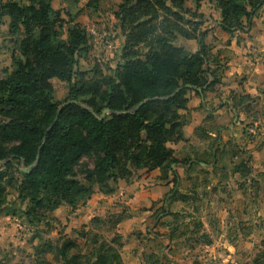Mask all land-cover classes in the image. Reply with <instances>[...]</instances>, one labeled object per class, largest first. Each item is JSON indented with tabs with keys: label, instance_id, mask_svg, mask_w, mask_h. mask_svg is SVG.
I'll return each instance as SVG.
<instances>
[{
	"label": "trees",
	"instance_id": "1",
	"mask_svg": "<svg viewBox=\"0 0 264 264\" xmlns=\"http://www.w3.org/2000/svg\"><path fill=\"white\" fill-rule=\"evenodd\" d=\"M29 1L0 2V22L8 16L9 33L18 37L13 67L4 69L0 77V162L6 161L0 166V206L9 204L7 170L29 168V172L20 168L18 186V198L26 208L9 210L21 211L32 223L34 215L36 219L63 204L73 208L86 204L96 186L112 194L120 180L129 181L139 170L167 173L177 162L172 144L187 140V93L201 96L184 86L204 88V95L214 92L226 66L219 54L211 52L205 33L189 32L181 24L187 0H124L116 12L126 33L124 63L117 66L115 76L97 70L87 79L78 70L80 60L92 50L86 28L72 17L66 20L52 0ZM215 1L221 26L231 34L249 27L264 5V0ZM87 5L98 9L99 0ZM68 23L72 25L66 29ZM178 34L197 40L198 50L190 52L175 44ZM54 78L70 85L66 106L55 100ZM107 108L111 112L99 119ZM116 237L99 243L93 236V243L99 244L89 262L124 264L123 242ZM74 246L71 240L64 243V259Z\"/></svg>",
	"mask_w": 264,
	"mask_h": 264
},
{
	"label": "rangeland",
	"instance_id": "2",
	"mask_svg": "<svg viewBox=\"0 0 264 264\" xmlns=\"http://www.w3.org/2000/svg\"><path fill=\"white\" fill-rule=\"evenodd\" d=\"M5 1L8 0H0ZM17 1L22 4L30 3L29 0ZM89 1L52 0V6L60 9L66 20L72 17L87 30L92 50L86 58L80 60L78 70L87 79L93 78L97 70L103 75L115 76L117 66L124 63L126 33L116 17L124 0H99L98 9L90 8L87 5ZM182 15L184 20L181 24L189 32L198 30L199 34L205 33V42L210 50L219 49L218 54L221 53L224 57L231 54V49L226 47L227 44L230 45L231 39L236 36L238 39L242 38L240 31L229 34L223 30L220 25L221 12L215 0H187ZM9 24L10 18L3 16L0 22V77L4 76V69L13 67L12 54L17 46L18 37L9 33ZM70 25L72 24L68 23L66 29ZM175 44L184 46L190 52L199 48L197 40L187 39L179 34ZM142 50L146 51L144 47ZM52 83L55 100L62 105L68 102L69 83L57 78ZM217 88L216 94L206 93L204 109L206 106H213L216 97L219 98V106L221 97L228 94L222 87L219 90ZM187 94L192 106L188 111V121H191L193 112L199 109L200 96L192 91ZM207 98L212 99L206 101ZM215 111L216 107L207 113L197 127L199 129L196 133L200 131L205 134V139L191 134L186 143L179 144V147L172 144L174 149L177 147V162L165 171L167 173L160 170V176L157 177L158 179L168 174L172 178L173 185L169 195L153 202L150 208L139 209V213H144L145 218L142 229L135 228V224L139 223H134L126 230L132 232L130 237L134 235L141 242L138 252L144 264H254L256 259L258 263H264V231L261 238L258 237L257 242L250 247L246 248L245 243L241 245V242H235L233 250L225 244L226 239L231 241L230 238H225L220 229L225 223H233L229 233L234 236V232H237L236 224L245 222L238 215L239 210L236 214L232 212L239 206L244 205L246 209L250 205L259 206L264 210V157L255 161L249 149H245L247 144L243 143L244 140L257 141V144L262 142L264 145V114L252 118L250 111L245 112L248 119L239 124V120L235 122V116L238 113L240 119V112H232L230 118L221 124L212 113ZM230 128L239 135L244 134V140L231 137ZM244 161L250 162L251 171L239 173L236 177L235 169ZM84 162L93 166V161L89 158H85ZM24 167L20 168L23 170ZM20 168L18 171L7 170L5 179L10 195L9 204L0 206V264H92L88 259H92V253L100 242L112 241L116 236L122 242L125 236L118 231L123 224L129 223V219L133 217V209L127 204L128 200L121 196L119 186L112 197H105L96 186L95 193L86 204L75 208L63 204L55 210L39 213L36 219L34 215L30 223L21 211L13 213L9 210L11 206L18 210L26 208V203L18 198ZM147 172L139 170L132 178L141 179ZM78 173L83 178L80 171ZM172 196L175 199L170 200ZM161 202L162 205L157 207ZM255 216L257 218L258 213ZM262 218L264 211L257 219L264 224ZM262 229L264 230V225ZM95 235L99 242L97 245L92 241ZM213 238L217 242L211 246ZM235 239L238 240L234 237L233 241ZM69 240L75 242L76 246L70 249L68 259H64L61 248ZM218 250L224 251V257L218 254ZM229 254L234 259L229 258Z\"/></svg>",
	"mask_w": 264,
	"mask_h": 264
},
{
	"label": "crops",
	"instance_id": "3",
	"mask_svg": "<svg viewBox=\"0 0 264 264\" xmlns=\"http://www.w3.org/2000/svg\"><path fill=\"white\" fill-rule=\"evenodd\" d=\"M239 31L240 33H242V38L238 39V36H236L231 39L230 45L227 44L226 46L231 49V54L229 55V57H224L223 54L219 53L221 60L225 58V60H223L222 62L223 64H225L226 69L222 77V83L217 86V90L221 89L222 87L223 90H227L228 94L221 97V101L218 102L220 103L219 106L217 105V101H219V98L216 97L214 98L215 103L213 104V106H206L205 109L203 107L205 99L202 98V95L204 97H206V95L201 94L198 102L199 109L193 112L194 116L185 128V137L187 139L191 134H197L200 139L206 138L205 134H203L204 136H201L200 131L196 133L197 129H199L197 127L201 125L207 113L212 111L214 107L217 108V111L212 113L216 115L217 120L221 124H223L230 118L232 112H240V119L239 114H236V116H238L239 124L240 121L248 119V116L245 114V112L250 111L252 118H254L255 115L260 116L264 114V5L252 17V24L249 27H247L244 31L238 30L234 31L233 33L237 34ZM222 37L225 36L223 35ZM197 50L198 49H195L194 52H196ZM218 51L219 49L216 51L212 49L213 53H217L216 55H218ZM216 92L217 91H214L213 93L216 94ZM240 96H248V98L243 102H240ZM211 99L212 98H207L206 101H209ZM191 107L192 106L190 100L189 108ZM255 123L257 124L258 122ZM235 129L239 130V128ZM230 134L231 137L233 136L238 140H244V134L241 133L239 135V133H235L232 128H230ZM223 139L226 140L225 135H223ZM186 141L177 143V147H179V144L186 143ZM243 143H245L244 145L247 144L245 149H249L255 161L264 157V145L262 144V142L257 144V141L247 142L244 140ZM177 147H175V149H177ZM242 149L244 150V148ZM200 163L202 165L205 164L204 162ZM245 164L249 171H251L250 162L244 161L237 167V169H235L236 177L239 173L246 174L244 172ZM160 173V169L148 171L141 179H137V177L131 178L129 182H126L124 180L120 181V183L118 184V186L120 187L121 196L128 200L127 204L130 205L133 209V217L129 219V223L123 224L122 229L118 231L122 233L123 236H125L122 240L123 246L120 249L124 264H144L143 259L140 257L141 255L138 252L139 247L141 246V242L134 235L130 237L129 235H131L132 232H126V230L130 225H133L134 223H139L135 224L137 225L135 226V228L139 227L142 229L143 227H141V225L145 221V218L144 213H139V209L141 207L150 208L153 202H157L163 196L169 195L168 193L173 185V183H171L172 178L168 176L160 177L157 179V177L160 176ZM114 194L115 192L112 194H105L104 196L112 197ZM160 205H162V202L159 203L157 207H160ZM229 209L232 210V207H229ZM238 210L240 211L238 215H240V217H243L242 219L245 222H238L236 224L237 232H234V236H232L233 233H229L231 229L230 227H232L233 223H230V225L228 223L229 226L227 225V223H225L224 226L220 228L223 231L224 237L226 238V236H228V238H230L231 240L228 241L226 239L225 244H227V246L229 245L230 249L233 250H235V242H241V245L245 243L246 248L247 246L250 247V245H252L254 242H257L256 239L258 237L261 238V233L264 231L262 229L264 224L257 220L258 217L262 216V213L264 211L263 209H261L259 206L251 205L247 206L246 209V206L243 205L237 207V209L235 210H232V212L236 214V211ZM257 213L258 216L256 218L255 215ZM249 219H253V221H250ZM234 237L238 238V240L235 239L236 241H233ZM215 242H217V240L213 238V241L210 243L211 246H214ZM218 254L224 257L225 253L224 251L219 252L218 250ZM228 256L229 258L234 259L232 254H229Z\"/></svg>",
	"mask_w": 264,
	"mask_h": 264
},
{
	"label": "water",
	"instance_id": "4",
	"mask_svg": "<svg viewBox=\"0 0 264 264\" xmlns=\"http://www.w3.org/2000/svg\"><path fill=\"white\" fill-rule=\"evenodd\" d=\"M184 87H186V88H191V89L196 90V91H199V92H201V94H203V90H204V88L197 87V86L190 85V84H188V85H186V86H184ZM184 87H181V88L177 89L172 95H175L180 89H182V88H184ZM202 98L205 99V97H204L203 95H202ZM146 101H147V100H145V101L141 102L140 104H138V105L135 107V110L139 109V107H140L141 105H143ZM69 103H70V102H66L65 104H63V106H66V105L69 104ZM71 103H77V102H76V101H71ZM89 110L92 111L93 114L96 115V113H95L91 108H89ZM110 112H111L110 109H108V108L105 109V110L103 111L102 116L99 117V119L104 118V117L106 116V114H107V113H110ZM59 113H60V110H59ZM120 113H121V112H116V114H120ZM58 116H59V114H58ZM58 116H57V119H58ZM57 119H56V120H57ZM56 120H55V122H56ZM237 120H238V116H236L235 122H236ZM55 122H54V123H55ZM53 125H54V124H53ZM38 159H39V158H38ZM5 162H6V161L3 160V161L0 162V164L3 165V164H5ZM23 170H24L25 172H29L30 169L24 167Z\"/></svg>",
	"mask_w": 264,
	"mask_h": 264
}]
</instances>
